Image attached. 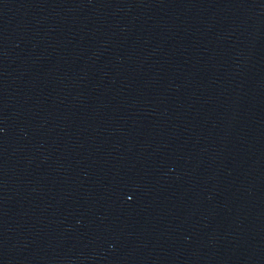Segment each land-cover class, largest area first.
<instances>
[{
    "label": "water",
    "instance_id": "1",
    "mask_svg": "<svg viewBox=\"0 0 264 264\" xmlns=\"http://www.w3.org/2000/svg\"><path fill=\"white\" fill-rule=\"evenodd\" d=\"M0 264H264V0H0Z\"/></svg>",
    "mask_w": 264,
    "mask_h": 264
}]
</instances>
